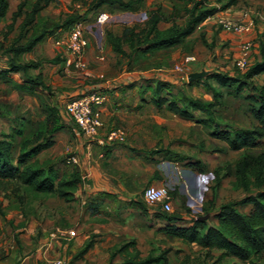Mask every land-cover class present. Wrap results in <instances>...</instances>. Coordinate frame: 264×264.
Instances as JSON below:
<instances>
[{
  "label": "rangeland",
  "instance_id": "374dc122",
  "mask_svg": "<svg viewBox=\"0 0 264 264\" xmlns=\"http://www.w3.org/2000/svg\"><path fill=\"white\" fill-rule=\"evenodd\" d=\"M34 1L11 0L8 17L0 21V71L9 68L11 56L6 55L5 50L19 37L20 25L23 21V18H20L14 30L8 32L6 26L11 24V14L20 4L25 5L23 13L29 12ZM201 1L204 2L206 8L218 7L216 0ZM91 2L92 0H57L39 14L34 29H29L27 32V39L37 35L43 28L52 29L54 24H60L68 16L82 14L80 20L89 40V46L85 51L86 68L85 71H74L71 74L65 73L62 69L64 53L57 51L55 43L67 33L64 29L57 30L52 38H46L32 53L22 55L17 63L40 64L39 69L31 70L29 74L32 77L42 74L48 89L38 88L32 94L19 90L18 86L23 84L26 77L23 73H14L11 76V82L0 79V136L2 132H12L11 126L15 124V121H17V127L24 130V135H32L40 130L47 132L53 125L68 126L65 120L68 117L66 105L71 99L82 95L74 94L82 92L86 86L94 91L104 90L108 97L113 96V92L130 94V102L140 101L144 97L141 102L148 106L147 111L153 112L162 119L161 124L152 125L151 129L154 140L160 141L157 147L175 152L172 156L177 158V184L181 186L180 192H184L185 188L190 196L192 191L195 193L193 198L190 197L195 202L194 206H191L192 209L184 208V215H180L177 209V215L185 218L182 220L183 223L198 216L201 222L215 225L217 221H215L214 213L219 210L220 206L229 201L241 200L246 194L240 189L237 179L233 176L222 179L218 191L213 193L214 171L219 168L222 170L221 174H225V167L228 164L234 166L244 154L258 155L264 150V142L256 150L235 152L231 151L226 143L211 137V132L216 129L218 131L252 129L257 124L252 109L258 104L253 97H247L248 94H253L248 89L239 94L233 88H221L214 80H207L206 77L214 72L229 76L243 75L247 69L239 70L236 61L240 55V45L245 41H250L255 45L249 57V66L264 58V0H242L231 10L220 12L201 24L183 44L150 54L137 52L130 58L121 57L112 50L108 39L109 33L120 36L124 29L129 27L138 26L142 29L151 12H158L162 15L163 21L159 25L161 30L173 24L183 26L193 3L178 0H145L133 10L110 6L91 10ZM101 14L108 15L107 21L103 24L98 23ZM224 17L240 23H252L251 30L240 35L226 32L218 23V20ZM202 36L206 44L203 43ZM25 41L23 40L22 43ZM126 49L130 52L129 48ZM189 58L195 60L187 61ZM56 59H59L58 64L50 63ZM201 72H206L207 75L192 83L189 82L190 74ZM158 80L167 85L162 96L174 97L181 107L185 106V102L189 99L214 104V121L201 112H193V115L196 120H203L205 125L181 119L166 109L158 112L152 102V92ZM254 83L256 86L263 85L264 76L257 77ZM108 84L109 88L106 89L98 87ZM167 91L171 95H168ZM69 123L76 127L71 119ZM66 129L61 133H56L54 137L59 142L52 149L41 152L36 158L41 165L54 167L63 177L76 172L75 165L65 163L69 155L66 154V147L61 140L67 134ZM112 130H122L125 133L124 142L115 144L129 142L130 130L115 126L111 129L109 127L106 132L109 133ZM16 142L20 144L21 138L16 137ZM151 184L141 185L142 191L137 196L139 201H141L140 197L144 190ZM162 188L167 191L165 186ZM178 189L177 187V192ZM18 196L21 197L22 202L11 190L7 195H0L8 204L0 208L1 223L3 224L1 218L5 215L17 214V210L21 209L23 217L28 222V229L37 223L41 224L40 226L44 225L46 218L44 204L50 197L36 194L25 187H21ZM252 208L250 205L238 206V210L243 214L250 213ZM151 210L156 214L149 215L148 219L144 215V218L140 219L143 220L144 226L145 224L150 226L151 243L154 241V245L161 249H172L169 254L170 264H182L187 256L191 257V264L203 260L204 253L197 245L187 246L179 240L164 238L161 235L154 238L159 222H162L165 216L176 214V211L173 207L171 213H161L160 207L156 205L151 207ZM158 212L161 215L157 218ZM1 223L0 234L2 228L5 230L6 227ZM40 226L37 227L38 232ZM6 241L3 240L0 243ZM139 247L145 254L148 244L140 243ZM219 254L220 252L215 251V259L210 260L208 264H216ZM221 264L249 263L235 258H226ZM258 264H264V251L258 258Z\"/></svg>",
  "mask_w": 264,
  "mask_h": 264
},
{
  "label": "trees",
  "instance_id": "16d2710c",
  "mask_svg": "<svg viewBox=\"0 0 264 264\" xmlns=\"http://www.w3.org/2000/svg\"><path fill=\"white\" fill-rule=\"evenodd\" d=\"M78 1V0H73ZM145 0H92L91 10H99L104 6L116 7L123 10H133ZM193 3L189 10L188 19L183 26L173 24L169 28L161 30L162 15L151 12L144 28L138 26L124 29L122 35L108 34L112 50L121 57H132L137 52L150 54L159 50L171 49L183 44L191 37L197 28L220 12H226L236 7L242 0H216L218 7L206 8L201 0H178ZM57 0H35L29 12L23 13L24 4H20L12 14L11 24L7 25L8 32L14 30L15 24L23 18L20 25L19 37L5 50L9 58V68L0 71V79L11 82L14 73H23L25 80L18 86L21 91L30 94L38 88L47 90L42 74L32 77L31 70L40 68L38 63L21 64L17 60L25 54L32 53L35 48L46 38H52L59 29L69 32L72 27L81 22L82 14L68 16L60 24H54L52 29L39 31L27 39L29 29H34L39 14ZM87 4V2H85ZM10 10V0H0V20L4 19ZM7 37V34H5ZM203 38V43L206 41ZM23 40H26L22 43ZM2 48V46H1ZM126 48H129L130 52ZM59 59L50 63L58 64ZM64 61V59H63ZM62 61V62H63ZM61 62V61H60ZM264 76V58L248 66L241 76H229L221 72L209 74L206 79L214 80L221 88H233L242 94L245 90L250 93L258 104L252 109V114L257 124L250 130H215L211 137L226 143L231 151H251L258 149L264 142V84L256 86L257 77ZM192 83V82H191ZM167 85L158 80L152 95L153 105L157 109L166 108L181 119L205 125L203 120H196L193 112H201L214 121V104H206L200 100L189 99L186 105L181 107L172 96H162ZM168 95H171L169 91ZM254 95V96H251ZM54 109V108H53ZM17 121L11 126L12 132H2L0 136V192L11 190L17 199L21 187L30 189L36 194H44L49 197L64 199L66 202L75 201L76 191L81 185V176L78 172L63 177L54 167L41 165L36 158L43 151L52 149L56 144V133L62 131L64 125H53L51 130L38 131L32 135H24V130L17 127ZM46 132V133H45ZM16 137L21 138V143L16 142ZM221 151V150H219ZM159 152H167L161 150ZM155 153L152 151L151 154ZM170 152H167L169 154ZM200 170H202L200 168ZM221 169L214 171L215 185L213 193L218 191L221 181L227 177H235L246 196L238 201H229L222 204L214 218L217 223L211 225L193 219L183 225V218L177 214L165 216L164 225L156 230L157 234L167 238L177 239L187 246L197 245L203 251V260L193 264H208L215 259L214 252H220L216 258V264H221L226 258H235L248 261L249 264H258V258L264 251V150L258 155L244 154L237 163L225 167V174ZM157 176V174H155ZM8 197V196H7ZM22 202V200H21ZM211 205V204H210ZM252 206L248 214L238 210V206ZM161 213H164L161 211ZM158 212L157 218L161 215ZM166 214V213H165ZM168 214V213H167ZM182 224V225H179ZM94 240H90L84 248L75 256V260L82 259L94 246ZM171 248L153 250L148 256L142 257L135 240L126 242L115 248L110 254V264L118 255L123 256L120 264H170L169 254ZM182 264H191V257L187 256Z\"/></svg>",
  "mask_w": 264,
  "mask_h": 264
},
{
  "label": "crops",
  "instance_id": "0c3cea01",
  "mask_svg": "<svg viewBox=\"0 0 264 264\" xmlns=\"http://www.w3.org/2000/svg\"><path fill=\"white\" fill-rule=\"evenodd\" d=\"M56 48L59 53L63 52L62 47L56 45ZM91 89L86 86L82 92L74 95L94 91ZM112 94L101 109L104 128L100 131V137H105L109 127L117 126L131 131L129 142L101 145L70 124L69 116L65 118L67 134L61 143L66 147L67 155H76L80 160L75 166L82 182L76 191L75 201L48 198L44 204V225L37 223L29 229L21 209L17 210V214L1 218L3 224L0 223L6 227L5 230L2 228L0 242L7 241L0 243V264H46L57 258H63L66 264H110L111 251L132 240L137 242L139 250L140 243L148 244L145 254L140 250L142 257L148 256L153 250H161L154 245V241L150 242V226H144L140 219L144 215L148 219L149 215L156 214L151 210L154 205L148 203L143 194L141 201L137 199L143 183L165 186L176 214L177 209L180 215H184V208L194 206L195 202L190 197L193 198L195 193L192 191L190 196L185 188L184 192H180L181 186L177 184V158L172 156L175 152L157 147L160 141L154 140L152 125L161 124L162 119L147 111L148 106L141 102L144 97L140 101L130 102V94ZM58 142L56 138V144ZM161 150L171 153L159 152ZM152 151L155 153L151 154ZM5 194L0 192V195ZM5 201L0 197V208L8 206ZM163 225V221L159 222L157 229ZM38 226L41 227L39 232ZM159 235L156 234L154 238ZM90 240L95 242L93 248L82 259L75 260V256ZM122 261L123 256L118 255L112 264Z\"/></svg>",
  "mask_w": 264,
  "mask_h": 264
},
{
  "label": "built area",
  "instance_id": "2783aa9c",
  "mask_svg": "<svg viewBox=\"0 0 264 264\" xmlns=\"http://www.w3.org/2000/svg\"><path fill=\"white\" fill-rule=\"evenodd\" d=\"M108 15L101 14L98 23L103 24L107 21ZM221 28L236 35L247 33L251 30L252 23H240L229 18H220L218 20ZM56 45L63 48L64 61L62 69L67 74L74 71L82 72L86 68L85 51L89 46V40L83 23H76L72 29L63 37L56 41ZM255 45L250 41H245L240 45V55L236 61L239 70L244 71L249 66V57ZM189 58L187 61H194ZM109 88V84L104 86ZM108 100L106 91H91L86 94L79 95L71 99L66 105V113L74 122L80 132H82L90 140L97 141L99 144L107 146L115 143H122L125 140V133L122 130H112L100 137V131L104 127L101 117V109ZM67 165L79 164V159L75 155H70L65 160ZM144 199L152 204L159 206L164 213H171L173 205L167 191L162 187L148 186L143 192ZM194 219H198L196 216ZM46 264H66L63 258L49 260Z\"/></svg>",
  "mask_w": 264,
  "mask_h": 264
},
{
  "label": "water",
  "instance_id": "95a60500",
  "mask_svg": "<svg viewBox=\"0 0 264 264\" xmlns=\"http://www.w3.org/2000/svg\"><path fill=\"white\" fill-rule=\"evenodd\" d=\"M207 75L206 72H201V73H192L189 75V82H192V81H195V80H198V79H201L203 77H205Z\"/></svg>",
  "mask_w": 264,
  "mask_h": 264
}]
</instances>
